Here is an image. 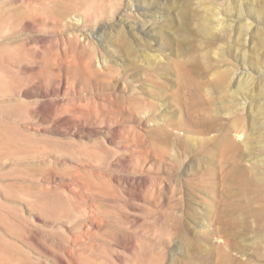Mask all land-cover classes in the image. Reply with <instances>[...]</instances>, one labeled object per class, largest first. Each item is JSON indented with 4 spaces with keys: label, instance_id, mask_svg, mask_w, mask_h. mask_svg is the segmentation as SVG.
Masks as SVG:
<instances>
[{
    "label": "rangeland",
    "instance_id": "374dc122",
    "mask_svg": "<svg viewBox=\"0 0 264 264\" xmlns=\"http://www.w3.org/2000/svg\"><path fill=\"white\" fill-rule=\"evenodd\" d=\"M22 1L33 25L17 37L20 63L0 72V264H264L261 247L228 261L202 241L193 250L204 218L179 223L192 172L178 165L182 143L196 166L195 149L250 108L264 136V0H138V14L137 0ZM94 6L109 10L94 21ZM217 11L222 35H205ZM246 72L252 87L238 90ZM206 149L217 208L234 158Z\"/></svg>",
    "mask_w": 264,
    "mask_h": 264
},
{
    "label": "bare ground",
    "instance_id": "6f19581e",
    "mask_svg": "<svg viewBox=\"0 0 264 264\" xmlns=\"http://www.w3.org/2000/svg\"><path fill=\"white\" fill-rule=\"evenodd\" d=\"M48 1L49 0H35V3H30V0H27L24 2H29L26 6V9L28 10L30 6L34 7L35 4L43 6L45 4L44 2ZM81 1L85 3L86 0ZM22 3V0H0V72L7 77L10 66L13 67L20 63V59L15 58L17 52L21 50V45L19 44V41H17L19 32L21 29L33 25L31 22L32 19L25 15L23 13L24 11L22 12L20 10ZM88 4L89 3H87V5ZM130 5L138 14L146 4L137 0ZM226 5L224 11H229V4L227 3ZM108 10L109 9L106 6L91 7V14L94 13L92 19L94 21L99 19V15L107 13ZM126 14H129V12H126ZM220 15L221 14L218 11L215 13V25L210 24L203 26L202 31L205 35H209L212 29L215 30L218 36L222 35L219 29L223 27ZM122 16H120L119 19H122ZM150 18L155 19L153 14ZM241 23H243L246 30L249 29V22L243 21ZM134 25L138 28V24ZM128 26H130V24ZM96 38H98V36H96ZM226 54L227 52L224 46H219L218 50L215 52L216 58H219L221 61H224L225 58H227ZM241 57L244 59V56H240V58ZM249 76L250 75L247 72L237 76L236 82L238 90H250V87L252 86H250L251 82ZM6 93L7 92L5 91L3 94L7 95ZM0 94H2V91H0ZM11 95H13V93H11ZM6 97L8 99V96ZM241 99V103L236 104L239 109H243L246 104V98L243 97V94L241 95ZM1 100L2 99H0V102ZM7 103H9V101ZM252 111L253 109L250 108L249 117H244L240 114L237 117L235 116V119L233 118L230 123L231 131L229 133L226 132L221 136L218 134L209 136L207 138L208 144L205 143V145L195 149V154L191 155L190 159L191 162L196 163V166H193L191 163L190 165H187L184 153L186 147L183 143L180 147L181 150H179L181 151L178 158L180 175H186L188 170H191L192 172V178L187 181L185 191L184 183H186V180L183 177L181 178L182 192L179 223L183 228L185 217L188 213L194 221L200 219L199 214L203 215L204 228L200 231L201 238L199 237L196 239L197 242H193V250L199 253L203 244L205 248L203 249L206 250V254L209 258L214 255V253L217 254L216 251H219L220 249H223L222 251H224V253L222 254L225 255L226 261H228V256L233 257L234 253L237 256L242 254L246 247H261L262 251H264V144H262V140H260V137L264 136H261L260 134L255 135L256 114L253 115L254 112ZM260 114L261 115L257 117L262 119V124H264V108H261ZM215 128L216 123L214 119L211 118L207 125L208 133L215 130ZM230 134H234V139L230 137ZM210 143L211 145L214 144V146L221 151L231 152L234 158L233 188L232 190L230 189V192H226L227 196H225V198H222L226 199L227 197L226 201L222 200V203H217V208L214 206V202L217 201L216 196H218V194L214 195L216 190L214 172L208 163L209 160L206 158V151H208L206 147L208 148ZM224 195L225 193L223 196ZM208 199L209 202L211 200L212 202L204 204ZM189 203L201 207L200 211H198L197 208L192 207V205L189 207ZM201 209H205L206 212L201 213ZM247 235L249 236L247 237L250 240H248L249 243H247L248 241L246 242ZM210 241L215 243L213 247L206 245V243ZM230 261L235 262L234 259L229 260V262Z\"/></svg>",
    "mask_w": 264,
    "mask_h": 264
}]
</instances>
